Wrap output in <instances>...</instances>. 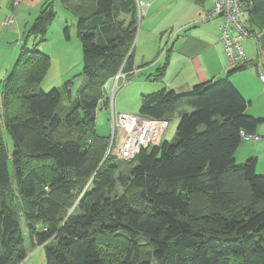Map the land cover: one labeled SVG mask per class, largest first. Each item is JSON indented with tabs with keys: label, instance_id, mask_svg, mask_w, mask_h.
<instances>
[{
	"label": "trees",
	"instance_id": "obj_1",
	"mask_svg": "<svg viewBox=\"0 0 264 264\" xmlns=\"http://www.w3.org/2000/svg\"><path fill=\"white\" fill-rule=\"evenodd\" d=\"M243 2L248 25L263 33L264 0ZM60 3L76 17L83 83L74 98L64 84L67 105L55 88L39 89L50 57L26 42L48 40L56 13L44 1L0 95V264L27 258L20 221L46 264H264V174L255 158L234 160L240 133H256L264 121L246 114L230 81L250 61L185 94L142 96L146 119L189 111L170 142L118 162L105 157L109 137L97 134L96 112L108 105L104 85L133 70L140 8L137 0ZM62 35L69 40L67 24Z\"/></svg>",
	"mask_w": 264,
	"mask_h": 264
},
{
	"label": "crops",
	"instance_id": "obj_2",
	"mask_svg": "<svg viewBox=\"0 0 264 264\" xmlns=\"http://www.w3.org/2000/svg\"><path fill=\"white\" fill-rule=\"evenodd\" d=\"M30 1L33 2L32 0L22 1V5L18 9L16 8L14 14H11L14 17L15 24L10 28H6L2 23L6 16H10L8 15L10 14L9 0H0V91L15 57L19 53L18 47L20 44H18V41L21 42L28 26H30L29 20L31 17L27 18ZM41 2L42 0H39L37 5L39 6ZM142 4L145 13L134 45L133 70L123 73L126 78V85L122 87H125L122 98L126 101V105L118 107L117 110L114 101V108L118 112L132 113L135 108H138V105L140 107L142 96L162 89L172 90L177 94H185L197 84L224 80L227 73L234 68V65L228 62L224 47L219 40V21L204 18L205 12L211 8V6H205V1L200 3L197 0H189V16L187 21L182 24H148L152 19L151 9L153 4L145 1ZM167 29L172 30V33H169L165 38L163 32ZM252 41V39L242 41V48L244 49L245 44L249 47L253 43ZM57 46L63 49L64 43L57 40ZM260 62L261 58H258V65H260ZM257 63L251 61V65L246 70L230 77V81L244 99H249V106L253 105L254 100L247 94H253L254 86L259 88V92L261 91V86L258 84L260 81L257 75ZM250 66H254L256 74L254 72L250 73L251 71L248 69ZM161 67L163 72L159 77L158 72ZM63 69L65 70L64 63ZM129 80L130 82H127ZM263 86L262 84V90L264 91ZM258 93H254L253 97L255 98ZM99 109L103 111L106 110V107L102 105ZM255 110L256 112L250 113V115L264 119L262 102L255 107ZM138 111L135 114H138ZM188 111L187 108H183L169 117L168 121L171 124L173 123V126L171 127L168 122L163 141L170 142L169 136L175 134L174 127L177 125L179 117L183 112ZM255 132L261 139L257 142L243 140L236 150L234 160L242 161L243 159L255 158L256 170L259 172V167H264V163L261 161L264 156V121L257 127Z\"/></svg>",
	"mask_w": 264,
	"mask_h": 264
},
{
	"label": "rangeland",
	"instance_id": "obj_3",
	"mask_svg": "<svg viewBox=\"0 0 264 264\" xmlns=\"http://www.w3.org/2000/svg\"><path fill=\"white\" fill-rule=\"evenodd\" d=\"M32 1L33 2L30 1V3H29L30 4L29 12H27V13H29L27 15V18L31 17L29 20L30 25L34 21V19L38 16L39 10H40L39 8L41 7V5L44 1L49 2V3L53 1L54 12L56 13V18H55L54 22L52 23V25L49 29V32L47 35L48 40L46 42L41 43L40 41H38V40L35 41L32 38H29L26 42V48L35 49L36 51H39L42 54L45 53V54L49 55V57H50V66L48 68L47 74L43 78V81L39 84L40 85L39 89H41L43 91H49L50 89L55 88L60 93L61 103L63 105H67L69 98H68L67 93L65 92V85L64 84L67 81L71 82V84H72L71 85V93L73 95V96L72 95L71 96H72V98H74L78 88L83 83V77L81 75V73H82V49H81L80 40L77 37L76 31L74 28L76 17H75V15L72 14L71 11L66 12L65 10H63L64 7L62 8L60 0H42V2L39 4V6L37 5L39 0H32ZM143 1L148 2V3L150 2L151 4H153L152 9H151L152 10L151 11V14H152L151 18L152 19L148 22V24H182V23L186 22L188 19L189 11H190L189 4H188L189 0H154V3H153V0H137V3L140 5L139 28H140V24H141L142 19L144 18V13H145L144 7H142ZM205 3H206L205 4L206 7L211 6V2L209 0H205ZM15 11H16V9L10 8V12H9L10 14H8V15L14 14ZM126 20L128 21L127 17H126ZM66 24L68 25V28L70 31V37H69L70 39L69 40H65L63 35H62V29H63L64 25H66ZM8 28H10V27H8ZM139 28H138V32H139ZM169 33H172V30L167 29L163 32V36L166 38V36ZM57 40H61V42L64 43L63 49H61L59 46H57ZM252 40H253L252 41L253 43H251V45L249 47L245 44L243 50L245 52V57L247 56L246 60L248 58L247 61H250V62L253 61L254 63H257L258 58H260L259 57V51H258V41H257V39H254V38ZM2 43H3V40H2ZM18 44L21 45L20 40L18 41ZM19 49H20V46L18 47V51H19ZM44 51H46V52H44ZM50 53H52V54H50ZM17 57H18V53L15 57L14 62L12 63V66L10 68V72H11V69H12ZM65 58H66V60H65ZM63 63L65 65V70L63 69ZM253 67L254 66H250L248 68L251 71V72L250 71L249 72L250 73L254 72V74H256ZM10 72H9V74H10ZM118 73L121 74V71H119ZM115 78H116V76L111 81L107 82L103 87V91H104L103 94H104V97L108 103L106 110L102 111L101 109H98L96 112V128H95L96 132L98 135L105 136V137H109V136L111 137V134H112L111 125H110V121H109V110H110L109 108L111 105V96H110L109 91L115 85L121 86V84H122V78H120L119 80H116ZM127 82H130V80ZM258 84L261 86L260 92H259V88L254 86L253 94L252 93L247 94L249 97H251L254 100L253 105H251V106L248 105V107L246 109L247 115H250V113H255L256 112L255 107H257L260 102H262L263 108H264V91L262 90V84L260 82ZM124 89H125V87L122 89H118L115 92V104H116L117 110H118V107H122V106L126 105V101L124 100V98H122V92ZM2 90H3V86H2V89L0 91V95H1ZM254 93L255 94L258 93V95L255 96V98L253 97ZM246 101L248 102L249 99L246 98ZM138 108H139V105H138ZM138 108H135V110L132 112V114L137 113ZM116 109L114 108V110L116 112H118ZM0 113H1V111H0ZM251 116H253V115H251ZM256 118H260V117H256ZM169 124L171 125V127L173 126L172 125L173 123L171 124V122H169ZM175 128H176V126L174 127V132H175ZM4 138L6 140L7 146L9 147V149H11L12 148V142L6 133H4ZM173 138H174V134L170 135L169 141H171ZM119 160L120 159H118V162H122V160L121 161H119ZM243 161H245V159H243L242 161L236 160L237 163H241ZM261 161H263V163H264V156L261 158ZM256 173L257 174H264V167L260 166L259 172L256 170ZM12 181L14 182L13 177H12ZM20 225H21V234H22V237L24 239V246H25L27 252L29 251L26 260L22 264H46L44 250L41 248L32 249L30 242H29V238L25 232V225L21 221H20Z\"/></svg>",
	"mask_w": 264,
	"mask_h": 264
},
{
	"label": "built area",
	"instance_id": "obj_4",
	"mask_svg": "<svg viewBox=\"0 0 264 264\" xmlns=\"http://www.w3.org/2000/svg\"><path fill=\"white\" fill-rule=\"evenodd\" d=\"M23 0H9V7L16 9ZM211 8L205 12L206 20H218L219 40L224 47L227 60L235 65L246 60L242 41L257 39L260 34L252 31L246 21L243 0H210ZM145 6V5H144ZM138 8L140 5L138 4ZM14 24L13 16H6L2 25L10 27ZM122 78L121 86L110 89L111 105L109 121L112 134L109 136L105 157L113 156L122 161H131L141 150L158 146L168 126V120L146 119L139 114L116 112L114 110L115 92L126 85L122 74L116 75V80ZM258 79L264 85V67L260 65ZM242 140L257 142L261 137L256 133H240Z\"/></svg>",
	"mask_w": 264,
	"mask_h": 264
},
{
	"label": "water",
	"instance_id": "obj_5",
	"mask_svg": "<svg viewBox=\"0 0 264 264\" xmlns=\"http://www.w3.org/2000/svg\"><path fill=\"white\" fill-rule=\"evenodd\" d=\"M258 42H259V54H260V58H261V65H264V32L261 33L258 36Z\"/></svg>",
	"mask_w": 264,
	"mask_h": 264
},
{
	"label": "bare ground",
	"instance_id": "obj_6",
	"mask_svg": "<svg viewBox=\"0 0 264 264\" xmlns=\"http://www.w3.org/2000/svg\"><path fill=\"white\" fill-rule=\"evenodd\" d=\"M209 1H210V0H209ZM210 2H211V1H210ZM121 74H122V73H121ZM122 76H123V78H124V79H126V78L124 77V75H123V74H122Z\"/></svg>",
	"mask_w": 264,
	"mask_h": 264
}]
</instances>
